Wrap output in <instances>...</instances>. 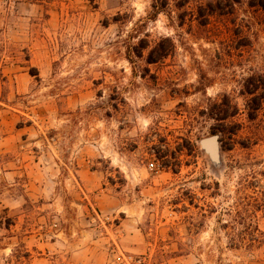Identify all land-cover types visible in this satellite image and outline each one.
Returning <instances> with one entry per match:
<instances>
[{"label": "rangeland", "instance_id": "obj_1", "mask_svg": "<svg viewBox=\"0 0 264 264\" xmlns=\"http://www.w3.org/2000/svg\"><path fill=\"white\" fill-rule=\"evenodd\" d=\"M258 2L0 0V264H264Z\"/></svg>", "mask_w": 264, "mask_h": 264}, {"label": "trees", "instance_id": "obj_2", "mask_svg": "<svg viewBox=\"0 0 264 264\" xmlns=\"http://www.w3.org/2000/svg\"><path fill=\"white\" fill-rule=\"evenodd\" d=\"M262 10H264V0H259L257 4ZM260 196H247L246 197V203L242 204L241 210L242 213H239L242 218L241 221L244 224L245 228L250 230V232H255L257 234L263 235L264 233H261L257 226L253 223V219H255L256 214L261 212L264 206V193L259 192ZM261 197V198H260ZM238 206V205H237ZM239 207V206H238ZM256 241V239H254ZM255 248V245L248 244L245 247V250L251 251ZM230 249L238 250L240 249V246H230Z\"/></svg>", "mask_w": 264, "mask_h": 264}, {"label": "water", "instance_id": "obj_3", "mask_svg": "<svg viewBox=\"0 0 264 264\" xmlns=\"http://www.w3.org/2000/svg\"><path fill=\"white\" fill-rule=\"evenodd\" d=\"M199 145L215 167L221 165L219 138L217 135L201 139Z\"/></svg>", "mask_w": 264, "mask_h": 264}, {"label": "built area", "instance_id": "obj_4", "mask_svg": "<svg viewBox=\"0 0 264 264\" xmlns=\"http://www.w3.org/2000/svg\"><path fill=\"white\" fill-rule=\"evenodd\" d=\"M154 168H155L154 164H150V169L152 170Z\"/></svg>", "mask_w": 264, "mask_h": 264}]
</instances>
